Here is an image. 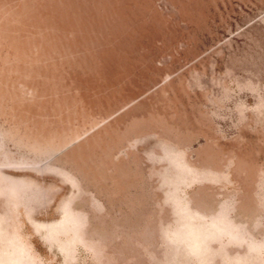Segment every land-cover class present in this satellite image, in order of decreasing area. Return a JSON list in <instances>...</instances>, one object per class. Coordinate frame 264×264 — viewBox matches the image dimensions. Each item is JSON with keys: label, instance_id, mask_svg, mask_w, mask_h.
Returning a JSON list of instances; mask_svg holds the SVG:
<instances>
[{"label": "rangeland", "instance_id": "374dc122", "mask_svg": "<svg viewBox=\"0 0 264 264\" xmlns=\"http://www.w3.org/2000/svg\"><path fill=\"white\" fill-rule=\"evenodd\" d=\"M0 264H264V0H0Z\"/></svg>", "mask_w": 264, "mask_h": 264}]
</instances>
